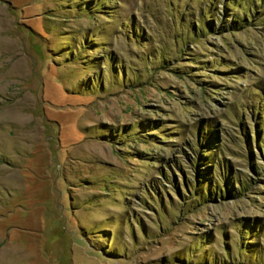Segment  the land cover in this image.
Wrapping results in <instances>:
<instances>
[{
  "label": "rangeland",
  "instance_id": "374dc122",
  "mask_svg": "<svg viewBox=\"0 0 264 264\" xmlns=\"http://www.w3.org/2000/svg\"><path fill=\"white\" fill-rule=\"evenodd\" d=\"M226 5L0 0V264H264V0Z\"/></svg>",
  "mask_w": 264,
  "mask_h": 264
},
{
  "label": "trees",
  "instance_id": "16d2710c",
  "mask_svg": "<svg viewBox=\"0 0 264 264\" xmlns=\"http://www.w3.org/2000/svg\"><path fill=\"white\" fill-rule=\"evenodd\" d=\"M226 3H227V0H224V5H225V7H228L227 5H226ZM214 4H216V3H214ZM202 14V13H201ZM201 14H199L200 16H201ZM203 15V14H202ZM204 16V15H203ZM203 16H201V17H203ZM248 17V16H247ZM242 19H244V18H242ZM241 19V20H242ZM245 20V19H244ZM244 20H242V21H244ZM232 23H233V25H235V21L234 22H231V29L233 30L234 29V26H232ZM203 26L204 27H206V28H210V21H209V23H206V24H204L203 23ZM229 28V26L227 27V29H230ZM225 31H227L226 29H225ZM256 113H258V112H251V115H252V117H253V119H254V123H253V137H254V139L253 140H255V138H257V137H259V135H261V132L259 131V129L256 127V124H257V119L255 118V117H257V118H259V114H256ZM259 113H261V112H259ZM204 124H205V129L203 130H201V126H200V128L198 127V128H196V131H195V134L197 135V138H195V139H193V141H194V145L193 146H191V148L190 149H192L193 150V156H194V160H193V162L195 163V160H196V158H200L202 161L203 160H205V161H209L210 163H212L213 162V159L211 158V157H208V155L207 154H204V151H206V150H209V149H211L212 147H214V145H213V142H216V138L218 137L217 136V134H216V128L215 127H211V125H213V122H212V124L211 125H208L206 122H204ZM243 134H245V137L243 138L244 139V141H242L244 144H245V147H249V138H248V134L247 133H243ZM261 137H263V136H261ZM261 137H259V139H261ZM264 138V137H263ZM198 139V140H197ZM261 141H262V139H261ZM264 141V140H263ZM198 142V143H197ZM260 141H257V142H255V144H254V147L257 149V147L259 146L260 147ZM258 147V148H259ZM262 147L264 148V142H263V144H262ZM247 149H249V148H247ZM258 150V149H257ZM203 153H202V152ZM212 151V150H211ZM211 155H213V151L210 153ZM250 157V156H249ZM207 158V159H206ZM209 158V159H208ZM211 159V160H210ZM200 160V161H201ZM212 161V162H211ZM197 163V162H196ZM195 163V164H196ZM215 163H217V162H215ZM209 168H211L210 166H209V164L206 166V169L209 171ZM196 171H197V169H196ZM196 171H194V172H196ZM161 172V171H160ZM224 172V171H223ZM161 174H162V172H161ZM218 175L220 176V178L219 179H221V182L223 183L224 182V188H225V190L227 189V187H228V182L227 181H224L225 179H223L224 177H223V175H224V173H222L221 172V170L219 169V173H218ZM200 181V180H199ZM216 181V180H215ZM195 182V181H194ZM194 182H193V184H191V183H187V184H185V186H184V184H183V186H184V190H186V192H188L190 195H197L198 197H201V196H203V198H201V199H204V200H207V199H209L210 197H213L214 195L213 194H215V193H219V192H221L220 190H223V188H220L219 186H217V185H214L213 187H211V186H209V182H207V184L206 185H202V186H200V185H196V186H194ZM174 183H175V181H174ZM221 183V184H222ZM176 185V184H175ZM177 186V185H176ZM197 187V188H196ZM199 187H201V189L203 190V195L200 193V191H199ZM240 188H242V186H240ZM180 196V195H179ZM200 199V198H199Z\"/></svg>",
  "mask_w": 264,
  "mask_h": 264
}]
</instances>
